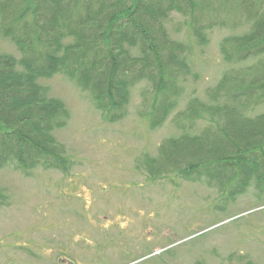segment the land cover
Listing matches in <instances>:
<instances>
[{"label": "rangeland", "instance_id": "rangeland-1", "mask_svg": "<svg viewBox=\"0 0 264 264\" xmlns=\"http://www.w3.org/2000/svg\"><path fill=\"white\" fill-rule=\"evenodd\" d=\"M189 21L175 12L164 21L169 39L185 47L186 69L176 104L155 127L146 79L130 89L124 116L115 122L74 77L57 72L38 80L68 111L66 124L53 132L67 170L0 168L7 196L0 207V264H264V174L241 188L240 176L222 185L203 174L188 179L179 172L185 165L152 176L143 162L156 159L168 139L201 134L208 117L178 127L176 115L194 98L215 104L209 91L236 67L220 45L249 30L245 19L205 28L200 42ZM0 52L20 58L2 36ZM263 112L264 104L248 115Z\"/></svg>", "mask_w": 264, "mask_h": 264}, {"label": "trees", "instance_id": "trees-1", "mask_svg": "<svg viewBox=\"0 0 264 264\" xmlns=\"http://www.w3.org/2000/svg\"><path fill=\"white\" fill-rule=\"evenodd\" d=\"M173 12L189 17L200 42L205 28L245 19L249 30L220 45L236 67L209 91L215 104L194 98L176 115L178 127L202 116L208 125L199 135L164 141L156 159H144L148 173L185 165L179 172L188 179L203 174L222 185L240 176L241 188L252 177L261 180L264 112H248L264 104V0H0V36L20 52L18 60L0 52V168L67 170L53 132L66 124L68 111L38 83L57 72L74 77L109 122L124 116L130 89L146 79L153 87L151 126L163 122L186 69L185 47L164 27ZM245 61L252 62L238 67ZM6 202L0 190V207Z\"/></svg>", "mask_w": 264, "mask_h": 264}]
</instances>
